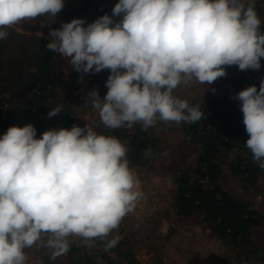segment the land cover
<instances>
[{"label":"clouds","instance_id":"1","mask_svg":"<svg viewBox=\"0 0 264 264\" xmlns=\"http://www.w3.org/2000/svg\"><path fill=\"white\" fill-rule=\"evenodd\" d=\"M63 7L64 0H0V39L9 35L5 29L39 16L54 20ZM261 23L255 0H119L112 16L86 27L74 18L50 29L46 47L69 58L77 72L110 71L103 99L93 89L85 102L106 128L140 122L147 130L157 121L201 119L198 105L173 95L180 84L211 85L227 75L226 66L259 70ZM233 98L241 102L245 146L264 169V79L259 90L251 85ZM60 112L57 106L47 117ZM36 131L31 123L14 125L0 137V264H27L25 249L42 237L53 259L69 251L70 236L85 243L105 238L143 196L128 149L115 136L87 124L49 129L39 139Z\"/></svg>","mask_w":264,"mask_h":264},{"label":"trees","instance_id":"2","mask_svg":"<svg viewBox=\"0 0 264 264\" xmlns=\"http://www.w3.org/2000/svg\"><path fill=\"white\" fill-rule=\"evenodd\" d=\"M263 1L255 0L259 17ZM118 2L64 0L57 15L62 24L80 18L86 27L105 14L112 16ZM243 2L248 4V0ZM121 18L113 17L115 21ZM261 20L260 29L264 32V19ZM5 30L9 35L0 39V134L11 126L31 123L39 139L49 129L80 127L89 113L94 131L115 136L126 146V159L136 176H151V168L159 167L167 176L171 193L151 219L138 224L135 219L124 218L118 226L121 235L117 232L93 239L95 246L101 247L94 250L95 255L86 248L84 239L79 246L70 236L69 251L53 259L52 250L43 246L46 238L42 237L34 247L25 249L27 264H99L98 260L106 264H142L135 256L139 243L156 246L149 264H162L167 242L180 225L188 223L202 227L223 248L224 254L214 264H264V240L260 234L264 230V169L245 146L249 135L241 102L233 98L251 85L259 90L264 79V58L259 70L226 66L227 75L211 85L193 80L200 84L193 93L186 94L180 84L173 95L190 106H199L203 115L197 122L157 121L147 130L137 122L131 128L108 129L98 110L85 102L93 89L103 99L108 91L105 85L109 70L96 74L77 72L69 58L46 47L49 41L44 37L12 27ZM57 106L62 112L48 118L47 113ZM149 149L151 155L146 156ZM225 174L237 181L242 190L255 192L259 202L228 191L222 183ZM126 221L130 223L125 226ZM162 222L167 223L165 234L160 230ZM116 237L118 244L106 248L107 242Z\"/></svg>","mask_w":264,"mask_h":264},{"label":"rangeland","instance_id":"3","mask_svg":"<svg viewBox=\"0 0 264 264\" xmlns=\"http://www.w3.org/2000/svg\"><path fill=\"white\" fill-rule=\"evenodd\" d=\"M260 18L264 19V1L262 3V8L260 11ZM36 19L37 18H35L34 20ZM54 20V24L48 29H40L38 26L32 23L33 21L25 23L22 22L21 24L13 26L12 28L21 32L37 34L44 37L50 42L52 39L49 34L50 29H60L62 26V22L58 15H56ZM182 88L183 90H187L186 94L193 93L196 91V89L200 88V84L197 85L193 81H191L188 84H183ZM90 123V115L89 113H86L82 119V124L80 127L83 128L86 124L91 126ZM3 134L4 133L0 134V137H2ZM151 172V176L150 174H141L140 177L135 175L140 181L138 190L143 193V196L138 200L135 209L124 217L135 219L138 224L144 222L145 219H151L156 211H158L163 205L165 200H167L171 196V193L169 191L170 185L167 176L162 171V169L159 167H152ZM222 183L228 191H230L237 197L242 199H250L255 203L259 202V196H257L255 192H253L252 190H242L239 183L233 180L231 177H228L226 174L222 178ZM130 222L126 221L127 224H125V226ZM160 227L161 233L165 234L168 229L167 223L162 222ZM119 231L120 230H118V228H116L115 230L113 229L109 235H115L117 232L119 233ZM119 234L121 235V233ZM260 234L263 236L264 240V230H262ZM71 237L74 238L79 246L83 245V238L79 236ZM171 237L172 240L167 242L168 245L165 249L166 255H164L163 257L162 264H214L217 259L224 254L223 248H221L216 243V241L211 236H209L208 232H206L199 225L193 223L180 225L178 228V232ZM36 244H34L33 247ZM86 248L91 250L95 255L96 253H94V250L100 249L101 247L95 246L94 240H92L86 245ZM156 250L157 247L154 245L145 246L143 245V243H139L137 245V248L135 249V256L142 264H149L150 262H152V257L155 254ZM114 261L117 262L116 259ZM98 262L99 264H106L101 260H98Z\"/></svg>","mask_w":264,"mask_h":264},{"label":"built area","instance_id":"4","mask_svg":"<svg viewBox=\"0 0 264 264\" xmlns=\"http://www.w3.org/2000/svg\"><path fill=\"white\" fill-rule=\"evenodd\" d=\"M55 20H50L45 14L43 16L37 17L32 23L38 26L40 29H48L54 24Z\"/></svg>","mask_w":264,"mask_h":264}]
</instances>
